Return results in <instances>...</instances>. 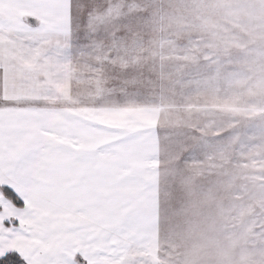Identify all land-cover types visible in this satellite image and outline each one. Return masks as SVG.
Listing matches in <instances>:
<instances>
[{
  "label": "snow or ice",
  "instance_id": "1",
  "mask_svg": "<svg viewBox=\"0 0 264 264\" xmlns=\"http://www.w3.org/2000/svg\"><path fill=\"white\" fill-rule=\"evenodd\" d=\"M0 264H264V0H0Z\"/></svg>",
  "mask_w": 264,
  "mask_h": 264
}]
</instances>
